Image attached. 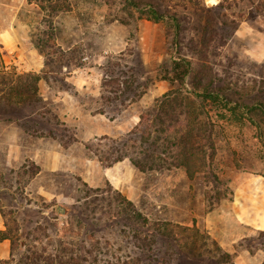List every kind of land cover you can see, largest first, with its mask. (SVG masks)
<instances>
[{"label": "rangeland", "instance_id": "rangeland-1", "mask_svg": "<svg viewBox=\"0 0 264 264\" xmlns=\"http://www.w3.org/2000/svg\"><path fill=\"white\" fill-rule=\"evenodd\" d=\"M67 1L69 11L56 16L50 28L26 0H0V56L9 76L0 82V98L17 75L45 72L37 83L38 102L8 105L0 99V222L2 213L16 219L21 237L28 236L29 244L39 240L34 244L48 250L58 246V239L74 244L84 240L90 247L94 232L98 244L88 260L95 255L99 264H169L162 261L163 253L179 248L165 238L136 235L125 215L117 225L96 232L76 214L63 215L64 208L78 207L86 183L91 189L108 188L107 200L120 193L150 220L195 225L230 255L225 259L216 253L223 256L217 263L206 260L205 253L196 260L184 250L185 259L176 255L171 264H264V231L240 224L232 207L235 189L244 179L264 176V138L258 137L249 115L240 120L227 114L216 121L212 170L192 179L181 168L140 172L128 158L104 166L96 152L116 139H121V148L139 115L174 88L160 80L169 58L191 56L195 70V55L204 50L199 39L206 20L214 31L205 51L216 76L213 90L232 103L264 107V0H132L181 20L185 30L176 50L170 46L172 36H166L169 18L156 24L127 7L129 16L124 0ZM49 32L54 42H47ZM130 76L138 88L110 104L101 100L103 81H129ZM69 226L72 234L66 239ZM153 240L157 242L148 252L144 247ZM23 254L25 250H16L12 264Z\"/></svg>", "mask_w": 264, "mask_h": 264}, {"label": "trees", "instance_id": "trees-1", "mask_svg": "<svg viewBox=\"0 0 264 264\" xmlns=\"http://www.w3.org/2000/svg\"><path fill=\"white\" fill-rule=\"evenodd\" d=\"M26 1L39 9L43 15V20L50 28L51 22L56 16L68 12L70 9L67 0ZM124 1L125 9L127 10L128 7L136 10L139 19H145L157 24L166 22L165 20L169 18L172 24L167 25L166 23L168 27L166 36H172V39L170 38V46L176 50V47L180 45L179 38L185 29L181 27V20L175 14L165 16L151 4H140L132 0ZM203 11H205L204 8H201V12ZM127 13L129 16L132 15L131 11L127 10ZM206 16L208 18V14ZM199 28L200 26H198ZM213 33L211 21L206 20L200 29L201 36L199 39V45L204 50L199 51L195 55L197 59L195 70L192 68L193 57L190 58L191 56L180 55L176 58H169L168 66L161 71L160 80L174 88L154 100L152 107L139 115L138 123L125 137L128 142L121 143V148L117 147V144L122 142L121 139H116L111 140L110 144L108 142V145H105L107 148L101 151L97 150V161L99 163L109 166L122 161L124 158H128L131 164L140 172H159L181 168L185 170L188 178L192 179L197 173L211 172L215 156L212 131L216 121L225 118V115L231 114L240 120L249 115L250 122L256 128L258 137L264 138L263 106L260 104L244 106L232 103L222 92L213 90L216 76L205 60V51ZM47 42H54L53 34L50 32L47 35ZM4 70V63L0 56V82L2 84L6 83L5 80L9 78ZM193 70L194 81L188 86L187 78ZM25 77L22 75L16 76L17 79L10 85L8 93L1 95L0 99L3 103L8 105L31 104L39 101L37 83L43 77L45 79V72L26 75ZM113 79L112 84L109 81L102 82L105 95L101 96V100L106 104H110L114 100L117 101L123 93L132 92L135 87L138 88V84L135 85L136 79L134 77L130 76L129 81L120 80L119 77ZM108 86L111 89L106 91ZM133 97L132 99H136L135 96ZM123 103L125 102H121V104ZM176 108L179 109V114L176 112ZM36 173L33 172V175ZM82 185L83 189L80 190V195L77 199L80 202L78 207L74 210H72L73 206L64 208L63 215L71 217L76 214L80 220L79 222L84 226L88 228L95 226L96 228L93 229L95 232L98 229L117 225L120 223L119 218L121 219L125 215L133 224L132 227L135 229L136 235H141V233L145 232L154 239L165 238L174 243H171L172 247L179 248L177 252L174 250L171 254H168V252L163 253L162 261L169 264L173 261L177 262L179 257L185 259L184 250H188V254L190 256L194 255L196 260L201 259L204 253L208 258L206 260H212L217 263H221L223 256L225 259H230L228 253L222 252L218 244L210 240L209 236L195 225L189 227L167 220H150L136 210L134 204L120 193L113 192V197L107 200L110 192L108 188L106 190L100 188L91 189L86 183ZM94 213H99L97 218H93L95 222L89 219L93 217L90 215ZM2 218L4 219V229L0 230V242L4 240L9 242V256L7 259L0 260V264H12L16 250H25L26 254H23L15 264H99V260L95 255L88 260V256H92L93 250L96 249L98 244V240L94 239L96 237L94 232L89 234L90 247L84 240L74 244L71 240L63 241L58 239V246H52L48 250L45 245L37 246L34 244L35 242H40L39 240H34L33 244H29L28 236L21 237L16 219H10L4 213H2ZM123 226L127 227L129 225L125 224ZM69 227L65 228L64 231L66 239L72 234L71 226ZM46 237L48 238V236ZM98 239L102 240V238ZM144 239L147 238L145 237ZM105 241L107 245L111 246L108 240L105 239ZM156 242L157 240H153L148 246L145 245L144 249L152 252L151 247L152 245L155 246ZM141 245L138 248L143 251V246L141 247ZM74 246L77 249L76 251L73 249ZM210 246H212L211 250L209 249ZM216 253L222 254V258L218 257ZM176 255L178 257L177 260ZM106 264L114 263L106 262Z\"/></svg>", "mask_w": 264, "mask_h": 264}, {"label": "crops", "instance_id": "crops-1", "mask_svg": "<svg viewBox=\"0 0 264 264\" xmlns=\"http://www.w3.org/2000/svg\"><path fill=\"white\" fill-rule=\"evenodd\" d=\"M236 220L254 230L264 231V176L246 178L234 192L232 201ZM0 222V230H3ZM9 256V242H0V260Z\"/></svg>", "mask_w": 264, "mask_h": 264}]
</instances>
